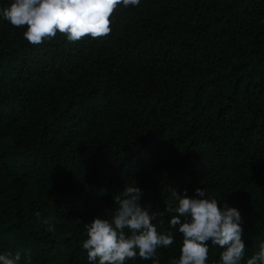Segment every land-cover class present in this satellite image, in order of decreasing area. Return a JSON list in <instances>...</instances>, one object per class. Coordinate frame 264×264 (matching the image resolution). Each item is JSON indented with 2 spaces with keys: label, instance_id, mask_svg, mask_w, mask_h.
Segmentation results:
<instances>
[{
  "label": "trees",
  "instance_id": "1",
  "mask_svg": "<svg viewBox=\"0 0 264 264\" xmlns=\"http://www.w3.org/2000/svg\"><path fill=\"white\" fill-rule=\"evenodd\" d=\"M110 19L106 37L32 45L0 16V254L89 264L84 224L136 186L174 235L170 264L166 206L200 188L240 212L246 264L264 242V0H141Z\"/></svg>",
  "mask_w": 264,
  "mask_h": 264
},
{
  "label": "clouds",
  "instance_id": "2",
  "mask_svg": "<svg viewBox=\"0 0 264 264\" xmlns=\"http://www.w3.org/2000/svg\"><path fill=\"white\" fill-rule=\"evenodd\" d=\"M141 0H11L0 9V16L11 25L25 29L23 38L39 45L54 38L57 33L70 42L85 37L98 39L111 33V16L119 8L138 7ZM142 191L136 186H126L112 198L115 208L110 218L101 216L84 224L86 238L82 248L87 252L89 264H126L137 257L142 261L159 264L161 248L174 244L171 231L160 233L152 223L150 214L139 204ZM176 206L169 202L166 211L174 212L168 221L169 228L182 235L178 259L170 264H206L209 242L218 246V264H242L246 244L242 239L243 220L235 207L218 206L215 198L206 196L204 189L196 188L194 196L173 190ZM38 215V214H37ZM47 231L53 230L51 221L45 219ZM127 230V231H125ZM26 264H32L30 250L24 251ZM21 251L0 254V264H20ZM246 264H264V242L258 251L246 259Z\"/></svg>",
  "mask_w": 264,
  "mask_h": 264
}]
</instances>
